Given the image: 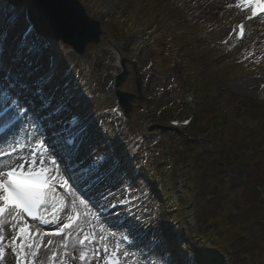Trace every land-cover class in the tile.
<instances>
[{"label":"rangeland","instance_id":"rangeland-1","mask_svg":"<svg viewBox=\"0 0 264 264\" xmlns=\"http://www.w3.org/2000/svg\"><path fill=\"white\" fill-rule=\"evenodd\" d=\"M243 1L80 0L88 15L93 20L101 22L106 35L103 36L99 45L87 46L83 56H78L62 42H54L48 39L44 45L40 46L39 67L46 69L49 77L54 80L60 78L72 82L74 79L80 78L83 81V89L94 96V101L90 105V112L94 116L89 120L94 125V128H91L94 135H91L90 140L87 141L88 152L107 154L108 156L110 153L105 145L103 131L107 125V117L111 115V109L116 104L117 99L115 95H104L103 91L114 71L112 49L115 47H119L128 60L136 63L138 78L142 82L148 72L155 74L149 84V89H144V97L147 100L143 103L134 101L132 113L127 118L122 142L127 145L129 151H144L145 145L151 144L152 140L157 137L161 138V141L156 148L162 149L163 136L165 135L163 133L164 122L173 116L172 111L176 104L179 105L180 97L188 89L198 88V78L201 74V78L204 79L205 74L212 75L218 70H227L230 67H238L243 70L240 76L233 77L220 88L216 87L218 90L213 89L214 92L209 93L215 96L213 103H219L224 107L219 116L226 114L228 121H232L231 123H245L247 119L243 116L246 114V110L252 108L256 103L260 87L264 83V19L251 26L249 39L242 47L228 49L233 23L238 19L236 5ZM117 12L118 17L112 20L111 17ZM168 19L171 20V24L172 21L176 24L180 33L192 36L190 43H187L186 40L180 41L178 45L183 48L178 49L176 46L174 47L175 51L167 49L168 42L163 34H156L162 30L164 25L169 24V22L166 24ZM150 23L151 25H149ZM0 25L7 27L9 35L19 38L21 32L28 25L27 7H14L7 1L0 0ZM146 27H152L153 30L150 33H153L155 37L159 35L156 50L152 48L148 39H144ZM142 50L146 54L145 56L140 55ZM207 50L213 54L210 53L208 59L204 58V61L196 66L194 62L199 59L196 60L194 57L208 53ZM252 61L256 62L251 63ZM176 62L178 64H175ZM198 66L202 68L196 72ZM8 67L11 68V64H8ZM21 68V71H14L11 77L17 81V87H21L25 92V90L27 91V79L24 80L23 78L27 76V68L24 65ZM187 70H195L196 74L193 73L188 76ZM129 71L130 75L122 85L121 90L134 92L131 67H129ZM99 91H101L100 94ZM198 91L199 94H203L200 90ZM52 92L55 91L52 90ZM37 106L40 107V105H36L35 108ZM202 115L203 111L201 112ZM176 116L180 117L181 113L176 114ZM150 123L156 125L151 132L146 130V126ZM221 124L222 122L214 124V129L218 125L220 127ZM130 125H132V133L129 131ZM171 143L175 145L174 141ZM105 167L107 168V165ZM134 167L136 164L129 168ZM159 176L156 185L169 183L170 179L166 172L160 173ZM123 183V175L118 167L104 172L101 176V182H94L93 185L99 189L98 194L103 201L112 203L113 194L119 193L121 195ZM153 206L154 200L148 201L142 211L145 218L147 216L149 218L155 217L152 210ZM256 208L257 205L247 208L246 218L249 220L254 218L258 213V210L255 211ZM259 214L263 215L264 211L259 212ZM250 223V221L243 224L241 222L239 227H249ZM152 239L147 236L145 240L139 243V246L142 248L149 247L151 253L158 258L159 253H161L158 241ZM161 259L164 261L162 257Z\"/></svg>","mask_w":264,"mask_h":264},{"label":"trees","instance_id":"trees-1","mask_svg":"<svg viewBox=\"0 0 264 264\" xmlns=\"http://www.w3.org/2000/svg\"><path fill=\"white\" fill-rule=\"evenodd\" d=\"M162 34L170 46H181L178 45L180 41L190 43L192 40L191 35L180 33L176 24L169 25ZM209 54L194 57L199 59L194 62L196 66ZM236 76L240 75L235 69L205 74L203 89L220 88ZM222 108L215 103L205 109L191 133L166 132L169 138L176 140L177 157L186 159L190 154L198 153L189 189L196 199L195 215L191 223H183L178 228L174 238L178 244L196 249L199 234H205L211 229L209 223L214 222L217 235L212 241L223 239L224 244L228 243L224 245L220 263L264 264V214H259L264 211V202H261V191L264 192V103H254L246 110L245 123H229L208 141L197 142L198 135L211 128ZM236 166L239 167L231 170ZM146 178L150 179V176L146 175ZM254 205H257L255 211L258 213L249 220L247 208ZM247 221L251 222L249 227H239L241 222Z\"/></svg>","mask_w":264,"mask_h":264},{"label":"snow or ice","instance_id":"snow-or-ice-1","mask_svg":"<svg viewBox=\"0 0 264 264\" xmlns=\"http://www.w3.org/2000/svg\"><path fill=\"white\" fill-rule=\"evenodd\" d=\"M236 6L239 8L253 7V5L243 2ZM239 28L243 35V25L241 24ZM31 31L30 26L25 32V37ZM32 50L33 47H29V51ZM3 95L8 103L3 110H0V119H3V123H0V143L6 144L7 150L11 153L8 160H11L12 155L16 154V147L29 138L35 141L34 150L39 149L40 151H37L35 158L29 153L27 159L20 157L18 161L12 163H0V230H3L6 224L24 223L25 217L47 223L49 215L52 221H56L59 219V214L63 213L67 215V221L63 223L59 232L52 235L62 236L66 234V230L70 232L75 226L78 230L77 239L74 241L79 249L78 259L83 264H87L88 256L95 253L93 245L96 243V236L94 230H86L80 222L86 223L89 219L95 221L98 217L91 212L90 201L78 194L76 185L79 183L88 184L90 180L101 182V175L112 168H118L120 161L115 157L110 159L107 154H97L88 164L78 166L77 157L86 138V130L81 126L78 118L73 116L69 121L70 129L66 128L55 134L53 141L68 163V166L61 172V166L57 163L61 157L51 158L56 155V150L50 151L51 145L46 144L45 140L41 138L38 124L30 116L28 122L24 123L21 129L17 130L15 134L12 133V129L18 122L24 121L28 113L19 104L18 99L12 98L7 92ZM13 110L15 111L13 112ZM10 112L13 114L9 116ZM5 117L7 119H4ZM21 132H23V136H21ZM3 151L5 149H0V152ZM57 187L61 189V192H57ZM123 203V199L116 202L121 205ZM116 204L112 206L115 207ZM132 227L134 225L128 228V235H132ZM100 232L102 234L100 236L101 250L108 254V264H122L121 256H126L127 252L120 248L119 243L109 252L108 238L103 235L105 229L101 228ZM19 233L26 240L25 244L18 246L23 252L26 247H32V244L28 242L32 233L27 226L20 227ZM110 235L114 237L116 233H110ZM127 239L128 236L123 237V240ZM49 244H51V240H49ZM61 247L68 249L69 241H64ZM65 255L70 254L65 252ZM2 258L3 249L0 248V259ZM64 264H67V261ZM180 264H201V262L188 254Z\"/></svg>","mask_w":264,"mask_h":264},{"label":"water","instance_id":"water-1","mask_svg":"<svg viewBox=\"0 0 264 264\" xmlns=\"http://www.w3.org/2000/svg\"><path fill=\"white\" fill-rule=\"evenodd\" d=\"M15 6H28V14L39 32L57 41H63L82 55L90 42L99 43L100 23L91 20L78 0H8ZM136 91L142 99L140 81ZM134 95L123 94L121 101L128 112Z\"/></svg>","mask_w":264,"mask_h":264},{"label":"bare ground","instance_id":"bare-ground-1","mask_svg":"<svg viewBox=\"0 0 264 264\" xmlns=\"http://www.w3.org/2000/svg\"><path fill=\"white\" fill-rule=\"evenodd\" d=\"M11 40H8L6 42L7 45L12 46L13 42H10ZM4 47V46H3ZM12 51L18 52L19 50H17L16 48H12ZM0 53H4L5 57L4 60L2 61V63L0 64V79L2 81V85L6 86V85H10L9 89L13 90V91H17L19 88L17 87V81L13 80V78L11 77V75L14 74V71H21V67L22 64L19 65L17 63H13L9 61V57H11V53L8 50H4L1 51ZM21 55V54H20ZM25 56H23L24 58ZM7 64H12L14 65V68H11V72L7 73V71L5 70ZM27 67V63L24 64ZM9 70L10 68L7 67ZM43 70V69H42ZM13 73V74H12ZM24 80L27 79V76H24L23 78ZM14 85V86H12ZM23 99H26L27 96H25V94L21 95ZM1 102V99H0ZM23 123L21 124V128H22ZM35 141L32 140V143H34ZM0 149H5V151L0 152V154H2V158H1V163L7 162H13V161H18L20 159V157H24L25 159H27V157L29 156V151L27 149L26 145H18L15 149L16 154L12 155V159L8 160V156L11 154L8 150H7V145L4 143H0ZM95 190L92 188V192H89V199H91V204L95 205V200L98 201V198L96 197V192H94ZM9 225V226H8ZM8 228L4 231L0 230V237H2V239H0V248L3 249V258L0 259V264H13V260H12V255H13V243L12 245L9 242V238H10V232L13 228V225L11 224H6L5 227ZM4 227V229H5ZM86 230H95V227L92 226L91 223H88V225H86L84 227ZM104 234V233H103ZM77 239V235L74 237V241ZM13 242V241H12ZM94 247V245H93ZM62 253L65 257H69L71 264H83V262L79 261L78 259V255H79V249L77 248L76 244L73 242L70 247L68 249H64L62 248ZM91 248L89 249V251L91 252ZM65 252L69 253L70 255L66 256ZM12 254V255H11ZM87 264H103L102 262V258L99 254H97L96 252L94 253V255H89L87 258Z\"/></svg>","mask_w":264,"mask_h":264}]
</instances>
